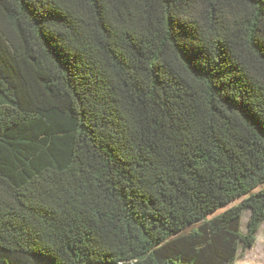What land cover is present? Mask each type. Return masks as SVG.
<instances>
[{
  "label": "trees",
  "instance_id": "1",
  "mask_svg": "<svg viewBox=\"0 0 264 264\" xmlns=\"http://www.w3.org/2000/svg\"><path fill=\"white\" fill-rule=\"evenodd\" d=\"M263 223L264 0H0V264H237Z\"/></svg>",
  "mask_w": 264,
  "mask_h": 264
},
{
  "label": "rangeland",
  "instance_id": "2",
  "mask_svg": "<svg viewBox=\"0 0 264 264\" xmlns=\"http://www.w3.org/2000/svg\"><path fill=\"white\" fill-rule=\"evenodd\" d=\"M240 201L238 200L234 204ZM248 216L249 212L245 213L242 220V230L244 232H246ZM238 255L237 264H264V223L257 234L255 244L246 250H240Z\"/></svg>",
  "mask_w": 264,
  "mask_h": 264
}]
</instances>
